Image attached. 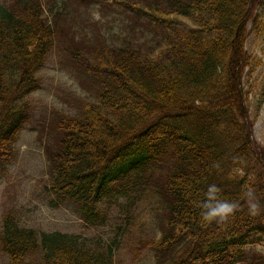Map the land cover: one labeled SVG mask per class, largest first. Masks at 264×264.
<instances>
[{
    "label": "trees",
    "instance_id": "1",
    "mask_svg": "<svg viewBox=\"0 0 264 264\" xmlns=\"http://www.w3.org/2000/svg\"><path fill=\"white\" fill-rule=\"evenodd\" d=\"M70 1L78 11L111 6ZM113 3L142 22L150 42L108 45L93 23L90 36L74 30L66 0H0V176L15 159L50 51L70 32L73 48L65 50L95 83L96 100L74 118L62 115L60 131L49 135L51 206H71L97 229L107 223L109 205L129 196L164 159L168 167L155 191L166 214L152 244L155 264H264V255L245 247L264 243V147L253 140L260 107L253 110L243 77L261 64L245 45L252 32L264 34V0ZM237 167L243 177L234 174ZM211 183L239 203L226 221L200 219L198 203ZM244 184L257 193V216L240 200ZM0 252L7 264H114L112 245L36 232L15 209L2 218Z\"/></svg>",
    "mask_w": 264,
    "mask_h": 264
},
{
    "label": "rangeland",
    "instance_id": "2",
    "mask_svg": "<svg viewBox=\"0 0 264 264\" xmlns=\"http://www.w3.org/2000/svg\"><path fill=\"white\" fill-rule=\"evenodd\" d=\"M66 1L74 30L82 29L90 36L93 23L108 45L124 46L137 40L144 44L146 39L150 42L142 22L136 21L121 5L112 4L113 0H106L111 6L96 3L79 11L74 9L73 2ZM85 25H89V28ZM186 25H189L188 22ZM70 35V32L65 33L61 44L50 51L41 72L42 87L29 98L32 108L30 118L16 143L15 159L7 173L0 176V224L6 211L15 209L23 225L36 232H61L98 238L105 245H112L114 264H155L157 256L152 244L160 236L166 214L162 198L155 190L159 187L163 170L168 167V161L164 163L162 159L160 166L154 164L155 171L144 175V182L135 188L131 183L129 196L106 206L109 208L108 221L97 229L86 226L71 206L54 208L50 204L52 198L45 190L48 176L45 145L53 143L49 135H53L55 129L60 131L57 124L62 115L74 118L83 111L86 103L96 100L95 83L94 86L91 77L65 50L73 48ZM75 39H79L77 35ZM246 49L261 63L253 72L244 73L243 76L246 79L244 90L250 94L253 110L257 105L260 107L252 128L255 146L260 149L264 147V34L260 32L258 36L252 32ZM50 125L54 127L50 129ZM0 264H7L1 252Z\"/></svg>",
    "mask_w": 264,
    "mask_h": 264
},
{
    "label": "clouds",
    "instance_id": "3",
    "mask_svg": "<svg viewBox=\"0 0 264 264\" xmlns=\"http://www.w3.org/2000/svg\"><path fill=\"white\" fill-rule=\"evenodd\" d=\"M214 168L219 169L220 165L214 164ZM234 174L239 177L244 176L242 167L234 169ZM222 188L219 184H208L203 191V196L198 203L200 209L199 216L203 223L222 222L229 217L235 215L239 209V203L230 199H225L221 195ZM240 200L247 203L249 214L257 216L260 214V205L257 198V193L249 184L242 185ZM246 248H251L256 253L264 255V243L257 242L254 245H246Z\"/></svg>",
    "mask_w": 264,
    "mask_h": 264
}]
</instances>
